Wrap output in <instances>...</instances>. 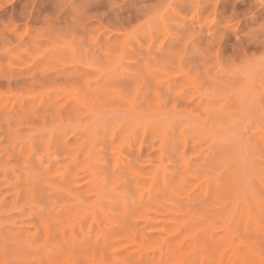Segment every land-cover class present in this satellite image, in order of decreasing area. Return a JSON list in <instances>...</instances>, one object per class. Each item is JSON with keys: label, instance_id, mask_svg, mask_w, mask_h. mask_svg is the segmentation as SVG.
Here are the masks:
<instances>
[{"label": "rangeland", "instance_id": "374dc122", "mask_svg": "<svg viewBox=\"0 0 264 264\" xmlns=\"http://www.w3.org/2000/svg\"><path fill=\"white\" fill-rule=\"evenodd\" d=\"M0 264H264V0H0Z\"/></svg>", "mask_w": 264, "mask_h": 264}]
</instances>
